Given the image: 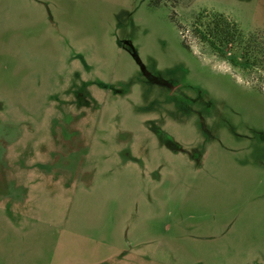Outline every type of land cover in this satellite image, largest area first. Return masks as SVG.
<instances>
[{
	"label": "rangeland",
	"instance_id": "rangeland-1",
	"mask_svg": "<svg viewBox=\"0 0 264 264\" xmlns=\"http://www.w3.org/2000/svg\"><path fill=\"white\" fill-rule=\"evenodd\" d=\"M213 13L264 36V0H0L6 175L38 165L0 264H264V73L199 38Z\"/></svg>",
	"mask_w": 264,
	"mask_h": 264
},
{
	"label": "trees",
	"instance_id": "trees-1",
	"mask_svg": "<svg viewBox=\"0 0 264 264\" xmlns=\"http://www.w3.org/2000/svg\"><path fill=\"white\" fill-rule=\"evenodd\" d=\"M205 17L206 20L199 19ZM202 27L200 39L220 56L231 52L229 61L241 63L246 68H256L264 73V36L258 32H243L237 24L219 13L199 15ZM233 52V54H232ZM239 60V61H238Z\"/></svg>",
	"mask_w": 264,
	"mask_h": 264
},
{
	"label": "flooded vegetation",
	"instance_id": "flooded-vegetation-1",
	"mask_svg": "<svg viewBox=\"0 0 264 264\" xmlns=\"http://www.w3.org/2000/svg\"><path fill=\"white\" fill-rule=\"evenodd\" d=\"M48 128H50V132L53 136L52 138H51V136H49V138L52 139V141L55 140L57 143V146L55 147V149L49 153H53V152L59 153L60 152L63 154H67V152L68 153L72 152V154L74 156L73 158H75V159L78 158V161L80 160V157L82 155H85L87 153L86 149L81 147L80 144L76 143V140H75L76 132L71 127L70 122L67 124L63 123L61 125L58 120H55ZM175 144H176V142H174V144H173V142H171L170 147L172 148V150H178L179 149L177 144L176 145ZM1 147H3V146L0 145V148ZM5 153H6V148H5L4 153H2L1 149H0V197H4V196H5V198L9 197L10 200H14L12 198L21 199L23 196V190L25 188L29 189V188H33L34 186H36L34 176H37V175H35V173H38V171H36V169H38V165H36L37 168L34 167V165H30V166L26 167L27 171L24 172L25 179L21 180V182H20L21 184L17 183V185H16L15 182L12 181L11 179H8V177L6 175V170L10 169L11 165H9L6 162V160H4V158H3ZM45 160H47V159H45ZM78 161L77 162L75 161L74 166L72 165L71 162H69L68 165H59L57 167L55 166V169L54 168H48V172H46L47 181H48V179H53V178L55 179L57 175L59 176L60 174L58 172H61L62 175L69 174V172L73 173L74 170L78 166L77 165ZM51 163H52V160L49 159L43 165H46L48 167ZM16 164H17V168H19V165L21 167L23 166L22 165L23 162L20 160H17L14 165H16ZM19 177H20V170H19V173L16 174L15 176H10V178H13L14 180L19 178ZM18 188L20 189V194H17Z\"/></svg>",
	"mask_w": 264,
	"mask_h": 264
}]
</instances>
